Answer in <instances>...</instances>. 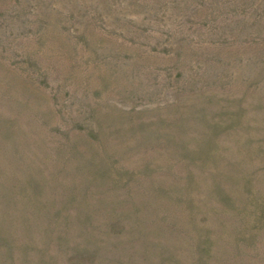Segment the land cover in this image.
<instances>
[{"label": "rangeland", "instance_id": "1", "mask_svg": "<svg viewBox=\"0 0 264 264\" xmlns=\"http://www.w3.org/2000/svg\"><path fill=\"white\" fill-rule=\"evenodd\" d=\"M0 264H264V0H0Z\"/></svg>", "mask_w": 264, "mask_h": 264}]
</instances>
